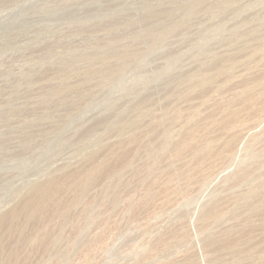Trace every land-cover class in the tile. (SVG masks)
<instances>
[{
  "label": "rangeland",
  "instance_id": "rangeland-1",
  "mask_svg": "<svg viewBox=\"0 0 264 264\" xmlns=\"http://www.w3.org/2000/svg\"><path fill=\"white\" fill-rule=\"evenodd\" d=\"M0 264H264V0H0Z\"/></svg>",
  "mask_w": 264,
  "mask_h": 264
}]
</instances>
